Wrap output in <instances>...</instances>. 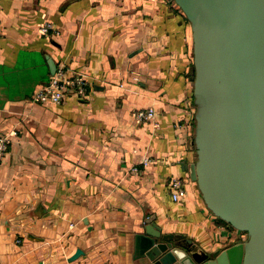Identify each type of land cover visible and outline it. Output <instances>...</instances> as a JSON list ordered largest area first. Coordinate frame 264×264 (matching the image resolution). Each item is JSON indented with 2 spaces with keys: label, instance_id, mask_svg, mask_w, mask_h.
<instances>
[{
  "label": "crops",
  "instance_id": "obj_1",
  "mask_svg": "<svg viewBox=\"0 0 264 264\" xmlns=\"http://www.w3.org/2000/svg\"><path fill=\"white\" fill-rule=\"evenodd\" d=\"M43 17L58 31L39 34ZM48 61L83 73L84 92L31 101ZM192 73L174 0H0V131L16 129L0 162V264H152L135 245L147 217L208 258L243 240L189 178ZM149 105L156 127L131 114Z\"/></svg>",
  "mask_w": 264,
  "mask_h": 264
},
{
  "label": "water",
  "instance_id": "obj_2",
  "mask_svg": "<svg viewBox=\"0 0 264 264\" xmlns=\"http://www.w3.org/2000/svg\"><path fill=\"white\" fill-rule=\"evenodd\" d=\"M174 2L192 41L189 178L206 207L246 236L208 258L147 217L138 255L152 264H264V0Z\"/></svg>",
  "mask_w": 264,
  "mask_h": 264
},
{
  "label": "built area",
  "instance_id": "obj_3",
  "mask_svg": "<svg viewBox=\"0 0 264 264\" xmlns=\"http://www.w3.org/2000/svg\"><path fill=\"white\" fill-rule=\"evenodd\" d=\"M36 30L42 35L58 31L57 28L53 26L52 22L45 17H43L37 24ZM86 85L87 80L83 73L77 70L69 72L65 63L60 61L55 65V69L50 77L33 89L29 99L36 102H58L68 90H73L77 94L83 93ZM131 114L136 121L151 120L153 127L157 126V122L154 119V110L150 105L144 108L133 109ZM14 133H16L14 127L9 128L7 131H0V162L5 152L6 144L10 140V135ZM150 160L151 158L144 156L139 162H137V164H132L130 169L136 171L138 166H145ZM167 183L171 199L178 200L184 192L182 178L178 176H170Z\"/></svg>",
  "mask_w": 264,
  "mask_h": 264
}]
</instances>
